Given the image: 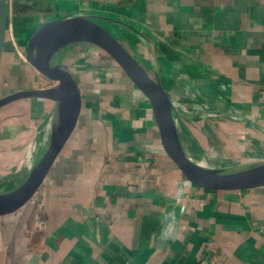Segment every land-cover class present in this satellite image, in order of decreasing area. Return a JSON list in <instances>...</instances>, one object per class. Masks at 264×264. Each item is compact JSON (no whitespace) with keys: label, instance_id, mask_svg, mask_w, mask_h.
Returning a JSON list of instances; mask_svg holds the SVG:
<instances>
[{"label":"crops","instance_id":"1","mask_svg":"<svg viewBox=\"0 0 264 264\" xmlns=\"http://www.w3.org/2000/svg\"><path fill=\"white\" fill-rule=\"evenodd\" d=\"M12 1L2 82L13 72L18 83L19 71L31 84L47 81L23 56L43 22L78 14L118 20L147 39L104 23L158 73L199 154L215 166L264 159V0H39L43 11ZM61 60L80 88V113L34 196L0 213V264H264V186L216 189L189 179L160 115L108 55L72 44ZM51 106L24 98L0 108V177L23 163ZM185 183L177 205L173 192ZM174 207L177 235L162 244Z\"/></svg>","mask_w":264,"mask_h":264},{"label":"water","instance_id":"2","mask_svg":"<svg viewBox=\"0 0 264 264\" xmlns=\"http://www.w3.org/2000/svg\"><path fill=\"white\" fill-rule=\"evenodd\" d=\"M11 5L14 8L20 5L34 11L44 10L39 0H13ZM8 7V0H0V61ZM104 23L123 26L142 40H147L130 25L93 14L49 19L28 38L24 60L49 84L20 89L0 97V108L24 98L48 99L52 106L37 126L23 163L0 177V213L19 208L34 196L74 130L81 108V92L70 67L61 60V51L72 44H89L103 51L146 97L160 115L172 153L189 179L216 189L244 190L264 186V159L234 166H215L193 148L191 132L180 113L182 109L166 92L158 73L154 71L155 77H150Z\"/></svg>","mask_w":264,"mask_h":264},{"label":"rangeland","instance_id":"3","mask_svg":"<svg viewBox=\"0 0 264 264\" xmlns=\"http://www.w3.org/2000/svg\"><path fill=\"white\" fill-rule=\"evenodd\" d=\"M23 56H24V54H23ZM107 56V55H106ZM145 71L147 72V74L150 76V77H152L151 76V73L148 71V70H146L145 69ZM19 77L18 78H20L19 80V82L17 83L16 82V78H15V75H14V73L12 72V77H10V81L8 80L7 82H2L3 81V77H4V72L0 69V97H3V96H5L6 94H9V93H12V92H14V91H17V90H20V89H29V88H31L33 85H35V83H30V82H26L25 81V79L24 78H26V76L27 77H29L30 75H29V73L27 72V71H25V72H21V71H19ZM25 76V77H24ZM152 78H154V77H152ZM27 79V78H26ZM48 81H42V82H40L39 83V85L37 84V85H35L36 87H42L43 85H46V84H48L47 83ZM23 101H20L18 104H17V108H18V110L19 111H21V110H23V104L24 103H22ZM14 118H10V119H7L5 122L6 123H8L9 121L11 122V121H13L14 122ZM28 122H24L23 124H22V126H24L25 124H27ZM15 129V128H14ZM16 129H18V128H16ZM12 130H13V128H12ZM19 130V129H18ZM19 133H21L20 132V130L19 131H17V132H12L11 133V137H17V136H19L20 134Z\"/></svg>","mask_w":264,"mask_h":264},{"label":"clouds","instance_id":"4","mask_svg":"<svg viewBox=\"0 0 264 264\" xmlns=\"http://www.w3.org/2000/svg\"><path fill=\"white\" fill-rule=\"evenodd\" d=\"M187 188H188V185L185 183L183 185L177 186V188L174 190L172 199L176 202L177 205L183 203L184 193ZM177 224H178V214H177L176 208L174 207L164 217L163 226L159 232V239L162 244H165L168 241L176 238Z\"/></svg>","mask_w":264,"mask_h":264},{"label":"trees","instance_id":"5","mask_svg":"<svg viewBox=\"0 0 264 264\" xmlns=\"http://www.w3.org/2000/svg\"><path fill=\"white\" fill-rule=\"evenodd\" d=\"M10 94V93H9ZM7 95V94H6Z\"/></svg>","mask_w":264,"mask_h":264}]
</instances>
